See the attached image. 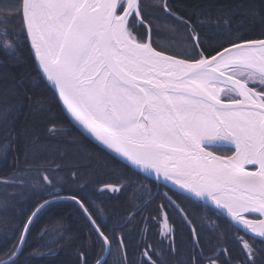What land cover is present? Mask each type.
Instances as JSON below:
<instances>
[{
  "label": "snow or ice",
  "instance_id": "6c2138e0",
  "mask_svg": "<svg viewBox=\"0 0 264 264\" xmlns=\"http://www.w3.org/2000/svg\"><path fill=\"white\" fill-rule=\"evenodd\" d=\"M264 264V0H0V264Z\"/></svg>",
  "mask_w": 264,
  "mask_h": 264
},
{
  "label": "trees",
  "instance_id": "16d2710c",
  "mask_svg": "<svg viewBox=\"0 0 264 264\" xmlns=\"http://www.w3.org/2000/svg\"><path fill=\"white\" fill-rule=\"evenodd\" d=\"M70 258L64 254V253H61V256L59 258V260H57L55 262V264H67V261L69 260Z\"/></svg>",
  "mask_w": 264,
  "mask_h": 264
}]
</instances>
